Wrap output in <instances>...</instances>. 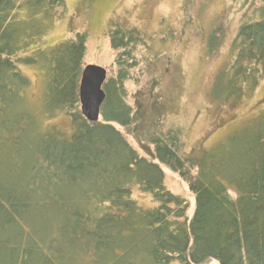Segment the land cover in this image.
Segmentation results:
<instances>
[{
    "label": "trees",
    "instance_id": "obj_1",
    "mask_svg": "<svg viewBox=\"0 0 264 264\" xmlns=\"http://www.w3.org/2000/svg\"><path fill=\"white\" fill-rule=\"evenodd\" d=\"M260 1L257 19L243 22L235 37L231 82L242 84L244 76L253 86L264 75ZM65 13V0H0V131L6 134L0 155L7 158L0 177L16 176L10 188L0 179V264H60L86 256L88 264H264V116L226 143L184 156L177 154V134L154 141L153 158L177 173L194 197L189 219L185 201L166 190L159 166L137 155L113 126L125 129L134 120L120 66L125 58L131 59L126 67L132 66L128 47L141 39L139 33L120 26L109 33L119 69L103 86L101 121L88 123L77 99L85 34L41 45ZM210 36L212 56L219 37ZM35 64L45 81L41 111H60L70 120L68 132L41 131L36 140V127L23 113L26 80L20 72ZM149 103L155 112L165 105ZM133 185L150 197L152 208L135 204ZM39 209L52 220L36 221ZM31 225L43 227L47 239Z\"/></svg>",
    "mask_w": 264,
    "mask_h": 264
},
{
    "label": "rangeland",
    "instance_id": "obj_2",
    "mask_svg": "<svg viewBox=\"0 0 264 264\" xmlns=\"http://www.w3.org/2000/svg\"><path fill=\"white\" fill-rule=\"evenodd\" d=\"M261 4L260 0H65V15L55 19L41 40V45L48 48L73 39L75 33H84L82 67L99 66L106 71V80H109L115 78L119 69L115 64L116 53L110 48L109 33L116 26L139 33L142 40L128 47L132 49V66L126 67L131 62L129 58H125L120 66L126 69L125 102L131 108L134 120L125 129L113 126L140 157L159 166L166 190L185 201L189 219L194 209V197L177 173L153 158L154 141L175 133L179 138L177 154L184 156L218 147L253 127L264 116L263 73L253 86L244 76H241L242 84L236 82L238 80L230 81L238 29L243 22L257 19ZM212 33L219 37V45L216 53L209 56L208 40ZM30 51H25L24 55ZM20 69L26 80L23 100L26 113L22 111L36 127L37 135L33 139H38L41 131L68 132L70 120L66 114L58 111L46 116L41 111L40 102L45 96L43 68L35 64L23 65ZM152 99L164 102L160 112L149 108ZM5 135L1 130L0 148L4 146ZM7 141L14 142L12 139ZM20 141L22 145L27 143L23 139ZM3 151L10 152L9 148ZM5 156L4 153L0 155V164L6 165ZM24 164L23 158V169ZM15 178L12 172L0 177L3 185L9 188ZM130 191L131 199L140 209L153 207L150 197L137 186L133 185ZM229 195L235 199L232 192ZM34 216L36 221L52 220L50 214L40 209ZM37 227L31 225L42 240L47 239L44 237L49 233L43 227ZM43 245L40 249L45 252ZM88 263L86 256L81 262L63 260L60 264Z\"/></svg>",
    "mask_w": 264,
    "mask_h": 264
},
{
    "label": "water",
    "instance_id": "obj_3",
    "mask_svg": "<svg viewBox=\"0 0 264 264\" xmlns=\"http://www.w3.org/2000/svg\"><path fill=\"white\" fill-rule=\"evenodd\" d=\"M105 79L106 71L100 67L87 65L81 71L78 85L79 111L89 123H96L100 119V107L105 99L102 89Z\"/></svg>",
    "mask_w": 264,
    "mask_h": 264
}]
</instances>
